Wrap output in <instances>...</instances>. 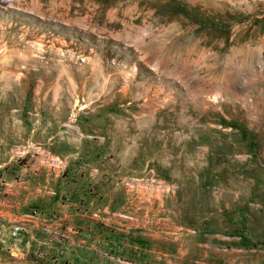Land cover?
I'll use <instances>...</instances> for the list:
<instances>
[{
  "label": "rangeland",
  "instance_id": "rangeland-1",
  "mask_svg": "<svg viewBox=\"0 0 264 264\" xmlns=\"http://www.w3.org/2000/svg\"><path fill=\"white\" fill-rule=\"evenodd\" d=\"M48 160L132 264H264V0H0V165Z\"/></svg>",
  "mask_w": 264,
  "mask_h": 264
},
{
  "label": "crops",
  "instance_id": "crops-1",
  "mask_svg": "<svg viewBox=\"0 0 264 264\" xmlns=\"http://www.w3.org/2000/svg\"><path fill=\"white\" fill-rule=\"evenodd\" d=\"M55 165L28 168L26 178L0 165V264H132L143 251L132 248V226L99 214L97 193L55 179Z\"/></svg>",
  "mask_w": 264,
  "mask_h": 264
},
{
  "label": "built area",
  "instance_id": "built-area-1",
  "mask_svg": "<svg viewBox=\"0 0 264 264\" xmlns=\"http://www.w3.org/2000/svg\"><path fill=\"white\" fill-rule=\"evenodd\" d=\"M18 232H19V228L18 227H15L13 230H12V236H17V234H18Z\"/></svg>",
  "mask_w": 264,
  "mask_h": 264
}]
</instances>
